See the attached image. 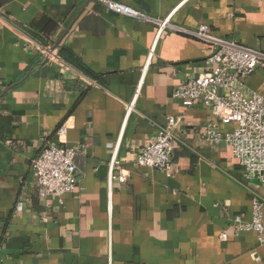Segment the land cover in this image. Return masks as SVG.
I'll list each match as a JSON object with an SVG mask.
<instances>
[{"label": "crops", "instance_id": "0c3cea01", "mask_svg": "<svg viewBox=\"0 0 264 264\" xmlns=\"http://www.w3.org/2000/svg\"><path fill=\"white\" fill-rule=\"evenodd\" d=\"M114 1L186 32L160 35L97 0H0V264H264L258 234L234 224L252 220L264 185L202 139L215 122L206 105L174 97L207 70L201 26L264 51V0ZM36 44L67 50L96 78L47 63ZM245 86L264 96V72ZM169 118L181 119L174 171L140 167L136 153ZM62 140L78 152L79 184L46 200L33 160ZM115 156L124 185H110Z\"/></svg>", "mask_w": 264, "mask_h": 264}, {"label": "built area", "instance_id": "2783aa9c", "mask_svg": "<svg viewBox=\"0 0 264 264\" xmlns=\"http://www.w3.org/2000/svg\"><path fill=\"white\" fill-rule=\"evenodd\" d=\"M97 1L117 15L156 22L160 35L167 28L186 32L183 28L172 26L168 19L152 20L131 6L114 0ZM192 34L212 48L206 62L207 70L180 85L175 90L174 97L183 100L188 107L197 103L206 105L215 122L209 124L202 139L212 145L229 148L245 177L259 180L264 185V96L256 92L248 94L245 86L246 79L256 72H264V51L218 37L206 25ZM36 45L47 63L65 71L74 70L52 47ZM136 101L137 97L126 107V120L134 112ZM180 124V118H169L157 138L138 150L136 164L151 170L172 173L175 168L176 146L181 139ZM231 125H235L232 131L222 130V126ZM66 132L65 126L59 130L62 139ZM77 155L78 152L62 140L60 145L45 146L33 160L35 186L42 198L47 200L51 196L63 197L76 190L79 184ZM110 165V185L114 181L126 184L129 176L124 172L117 156ZM234 224L237 234L255 231L259 243L264 244V200L256 197L250 222L238 216ZM221 238L226 241L228 235L223 234Z\"/></svg>", "mask_w": 264, "mask_h": 264}, {"label": "trees", "instance_id": "16d2710c", "mask_svg": "<svg viewBox=\"0 0 264 264\" xmlns=\"http://www.w3.org/2000/svg\"><path fill=\"white\" fill-rule=\"evenodd\" d=\"M62 58L71 66L75 67L76 69H78L79 71H81L82 73L86 74L87 76H90L92 78H96V76L91 75L85 68L84 66L80 63L77 62L74 58H72V54L70 52H68L67 50L63 49L62 50Z\"/></svg>", "mask_w": 264, "mask_h": 264}]
</instances>
